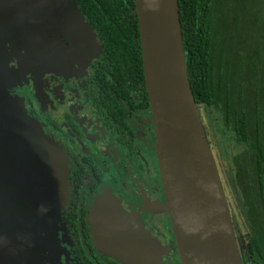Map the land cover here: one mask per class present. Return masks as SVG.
<instances>
[{
  "label": "water",
  "instance_id": "1",
  "mask_svg": "<svg viewBox=\"0 0 264 264\" xmlns=\"http://www.w3.org/2000/svg\"><path fill=\"white\" fill-rule=\"evenodd\" d=\"M136 14L161 179L182 264H244L241 252L246 248L239 247L229 203L191 89L179 0H136ZM3 16L0 115L9 120L13 133L0 140V256L3 253L7 258L4 264H11L18 256L20 260L26 249L30 253L28 244L32 245L33 235L60 220L62 213L58 214L57 206L58 202L67 203L69 176L67 159L60 147L29 116L24 100L8 95L17 87L10 82L19 81L11 70L22 74L20 47L29 67L32 48L46 50L44 55H51L45 61L49 65L48 61L55 58L54 49L64 51L62 40L66 37L64 32L56 34L57 38L52 36L49 24L54 27L57 21L69 20L70 16L74 25H83L79 31L95 43L96 40L75 0H0V18ZM44 182L47 186L40 187ZM103 198L97 201L90 222L100 252L122 264H155L148 252L160 248L154 245L150 233L132 226L112 195L107 196L112 211L100 214L99 202ZM48 199L56 206L50 214L46 203L47 219L38 218L39 205ZM97 213L102 215L98 219ZM144 252L148 253L146 259Z\"/></svg>",
  "mask_w": 264,
  "mask_h": 264
},
{
  "label": "flooded vegetation",
  "instance_id": "2",
  "mask_svg": "<svg viewBox=\"0 0 264 264\" xmlns=\"http://www.w3.org/2000/svg\"><path fill=\"white\" fill-rule=\"evenodd\" d=\"M64 38V51L53 50L55 62L51 63V59L47 65L39 61L31 67L28 81L8 92L24 100L29 116L42 125L45 134L63 151L69 170L68 200L60 220L49 230L45 228L33 235L32 251L26 249L24 256L19 260L17 255V261L11 264H122L100 252L90 224L100 197L104 198L99 202V213L112 211L109 195L120 202L132 226L137 230L143 228L155 240L154 245L160 250L148 252L155 264H182L169 213L170 231L166 233L158 223L164 209L167 210V202L151 106L144 110L140 104L131 108L121 103L123 111L119 113L103 110L92 80L96 55L100 54L99 40L95 39V43L87 36L86 43H77L70 37ZM14 67L18 71L17 63ZM134 100L139 99L135 96ZM117 116L126 122L127 133L124 126L119 128L123 124H109ZM107 157L112 168L101 169L100 158L105 164ZM240 206L247 221L245 209ZM99 213L96 219L102 216ZM236 236L239 247L246 248L241 252L246 264L249 236ZM148 253H142L143 259Z\"/></svg>",
  "mask_w": 264,
  "mask_h": 264
},
{
  "label": "trees",
  "instance_id": "3",
  "mask_svg": "<svg viewBox=\"0 0 264 264\" xmlns=\"http://www.w3.org/2000/svg\"><path fill=\"white\" fill-rule=\"evenodd\" d=\"M75 1L99 40L92 80L102 109L119 113L125 103L149 110L136 0ZM246 4L240 9L233 0L225 5L221 0H179V9L187 70L199 110L222 112L224 126L244 145L231 159V184L251 231L246 264H264V0ZM223 19L233 33V41L224 48L217 42ZM113 120L105 118L129 131L118 116Z\"/></svg>",
  "mask_w": 264,
  "mask_h": 264
},
{
  "label": "rangeland",
  "instance_id": "4",
  "mask_svg": "<svg viewBox=\"0 0 264 264\" xmlns=\"http://www.w3.org/2000/svg\"><path fill=\"white\" fill-rule=\"evenodd\" d=\"M228 2H229V0H221L222 5H225ZM233 3H234L235 7L239 4L240 9H244V8H242V5L248 6V4H246V0H233ZM262 13H264V11H262ZM78 18H79V21L82 22L81 17L78 16ZM0 19H2V21H4L5 17L3 16ZM6 19H7V17H6ZM219 25H220L219 28H220L221 35H220L219 41H217V42H219L218 44L224 43L222 46L224 48L225 46H229L231 44L230 42L233 41L230 38L231 35H233V33L230 32L231 28L229 27L226 19H223V21L221 20ZM3 26L5 28H7L6 25H3ZM75 26L78 28V30L83 29V25L81 23H79V24L75 23ZM4 27H1V29H5ZM48 31H50L53 35H56V34H54V31L52 30V28L50 26L48 27ZM77 40L81 43H85L87 40V36L84 33H82L78 36ZM28 41H29V44H31L30 39H28ZM78 41H75V42L79 43ZM19 47H20V45H19ZM22 48L23 47H20V54H21L20 57L23 58V60L21 61V64H22L21 73L22 74L20 76V74L18 72L14 73L11 70V73L14 76V78L18 77L19 81H13L12 80L13 82L12 83L10 82V84L15 83L19 87L23 86L28 81L27 75L30 74L31 67L33 65H36V63H38V61H40L41 59L43 60V62H45L49 58L48 54H47V57H46V55H44L46 50L42 51V50L37 49V48L34 50L32 48L31 51L34 52L33 53V61L29 67V63H26V61H25V57L23 55V49ZM8 52H10V51H8ZM11 59H12V56H11ZM243 59H244V57L242 58V60ZM15 63L16 62L13 59V65H15ZM25 109H26V107H25ZM200 115H201L203 124L205 126L206 132H207L211 151L213 153L218 172L220 171L222 173L221 182H222L223 188L225 190L227 201L229 203V209H230V214H231V219H232L234 229H235L236 233H238V235H241L244 238H246V237L250 236L251 231H250V228L248 227L244 213L241 209L239 200L237 198V192L234 189V186L231 184L233 177H234V174L232 173V170H231V159L233 156L238 154L242 148H244V145L238 144L236 141V137H235L234 133H232L230 130H228L224 126L223 113L222 112H220L219 110H212V109L203 108L202 110H200ZM102 160L100 158L99 167L101 169H107V168L111 169L112 168L111 161L108 157H107L106 161L104 160L105 164L102 162ZM66 165H67V161H66ZM42 184L44 186H47V183L44 182V183L40 184V187L42 186ZM40 190H41V188H40ZM51 197H53V196H51ZM51 201L52 200L48 199L46 201L44 200L41 202V204L39 205V217L38 218L47 219V216L45 214V204L46 203L49 204L50 214L52 213V210L56 206V203L51 202ZM65 208H66V204L58 202V206H57L58 214L60 212L62 213V211ZM167 213H168L167 210L164 209V216L158 222L159 225L162 227V230L166 231V233H167V231H170V223H169V220L167 217ZM32 214H35V212L33 211Z\"/></svg>",
  "mask_w": 264,
  "mask_h": 264
},
{
  "label": "bare ground",
  "instance_id": "5",
  "mask_svg": "<svg viewBox=\"0 0 264 264\" xmlns=\"http://www.w3.org/2000/svg\"><path fill=\"white\" fill-rule=\"evenodd\" d=\"M61 4H64V2L62 1ZM49 21H50V18H49ZM49 26L54 31V34H58L59 32H64V34H66L67 37H70V38H72L75 41H77L78 36L83 33L82 31H79L78 29H75V25L73 23V20H72L71 16H70L69 20L66 18L64 21L63 20L62 21H57L55 23L54 27L51 24H49ZM49 33L52 36H55L50 31H49ZM1 109L2 108L0 107V110ZM0 114H2V111L0 112ZM1 117L2 116L0 115V140L3 138V136H10L13 133V130H12V127H11V125L9 123V120H4ZM31 246H32L31 243H29L28 244V248H30V252H31ZM6 259L3 257V253H1L0 264H4L6 262Z\"/></svg>",
  "mask_w": 264,
  "mask_h": 264
}]
</instances>
